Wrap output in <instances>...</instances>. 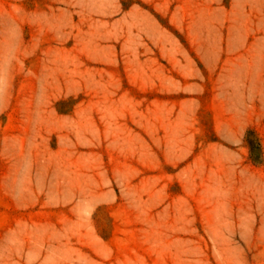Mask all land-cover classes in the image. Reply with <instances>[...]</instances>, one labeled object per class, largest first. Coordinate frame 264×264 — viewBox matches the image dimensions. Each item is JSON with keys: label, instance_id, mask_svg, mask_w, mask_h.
I'll list each match as a JSON object with an SVG mask.
<instances>
[{"label": "rangeland", "instance_id": "374dc122", "mask_svg": "<svg viewBox=\"0 0 264 264\" xmlns=\"http://www.w3.org/2000/svg\"><path fill=\"white\" fill-rule=\"evenodd\" d=\"M0 264H264V0H0Z\"/></svg>", "mask_w": 264, "mask_h": 264}]
</instances>
